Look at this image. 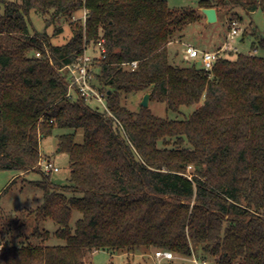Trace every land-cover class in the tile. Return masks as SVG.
<instances>
[{
	"label": "trees",
	"instance_id": "16d2710c",
	"mask_svg": "<svg viewBox=\"0 0 264 264\" xmlns=\"http://www.w3.org/2000/svg\"><path fill=\"white\" fill-rule=\"evenodd\" d=\"M0 5V171L38 170L40 138L58 129L68 131L57 138L70 168L67 185L43 172L33 183L43 201L25 239L41 241L4 240L0 264H86L88 252L150 248L180 256L198 248L201 261L214 264H264V56L218 54L211 70L195 61L173 64L168 44L198 14L166 0ZM198 6L253 12L264 9V0ZM31 11L49 15L46 26L77 11L84 19L73 23L68 41L54 45L46 32L29 31ZM92 42L101 53L93 85L106 94L108 112L77 92L67 97L69 81L60 71ZM257 48L264 50V37ZM148 91L151 102L172 112L201 104L187 117L168 119L122 102L123 95ZM73 210L81 217L71 231ZM46 219L60 226L55 235L63 245L44 244L49 233L39 223Z\"/></svg>",
	"mask_w": 264,
	"mask_h": 264
},
{
	"label": "rangeland",
	"instance_id": "374dc122",
	"mask_svg": "<svg viewBox=\"0 0 264 264\" xmlns=\"http://www.w3.org/2000/svg\"><path fill=\"white\" fill-rule=\"evenodd\" d=\"M170 8L174 9H194L198 17L183 29L181 37L173 38L169 44V59L173 64L187 65L195 61L197 65H202L201 57L187 61L183 59L185 44L197 47L200 51H216L224 57L235 58L237 53L253 54L264 56V50L254 46L261 37H264V9L258 8L253 12H248L241 6L228 7L217 11V20L212 23L206 21L203 13H200L199 0H166ZM3 8L0 5V14ZM49 15L42 17L31 11L28 16L29 31L31 33L46 32L50 36V41L54 45L64 44L71 37V27L78 19H84V12L77 11L72 18L66 16L56 17L52 24L46 26V19ZM236 22L240 31L230 41L227 36L229 24ZM85 51L93 59L94 71H98L100 48L93 42L86 45ZM149 92V91H148ZM147 93V92H146ZM145 93L123 95L122 102L130 110L139 108L141 99ZM201 104V103H200ZM184 106L179 112L168 110L164 103L150 101L148 107L156 116L168 119H182L187 117L193 110L200 106ZM91 106H97L93 101ZM68 132L67 130H54L52 134L43 136L39 141L40 157L35 167L38 170L29 172H18L15 170L0 171V246L7 242L23 241L25 244H37L41 239H25L36 226L35 214L33 210L40 206L43 201L42 189L33 183L41 180L42 170L39 162L41 158H50L59 168L57 172L49 174L50 181L56 185L69 184L70 168L69 156L58 147L57 135ZM76 142H82L83 132L78 129L75 132ZM70 195V194H68ZM81 217V213L73 210L68 227L73 231L75 222ZM40 230H46L49 237L44 240L45 245H63L65 241L55 235L60 226L50 219L39 223ZM20 233V236L18 234ZM155 248L138 250L133 253L110 252L98 250L88 252L85 256L86 264H195L199 258L200 249H194L191 256H180L172 252L173 258L170 260H158L155 257ZM207 264H214L211 260H205Z\"/></svg>",
	"mask_w": 264,
	"mask_h": 264
},
{
	"label": "built area",
	"instance_id": "2783aa9c",
	"mask_svg": "<svg viewBox=\"0 0 264 264\" xmlns=\"http://www.w3.org/2000/svg\"><path fill=\"white\" fill-rule=\"evenodd\" d=\"M240 28L236 22L231 21L229 24V33L227 38L230 41L234 40L235 35L238 34ZM103 51V49H102ZM101 51V52H102ZM219 54L217 51H200L197 47L190 44H185L183 59L190 61L195 58L201 57L202 66L211 70L215 59ZM39 56V53H36ZM101 58V53L100 57ZM93 59L86 51L77 58V60L69 65L64 66L60 69L68 78V91L66 93L67 97L73 96L74 92H77L80 96L84 97L89 103L95 102L99 109L108 112V107L106 104V94L100 91L96 86L93 85L94 82V66ZM132 67L136 66V62L131 63ZM40 168L44 174H51L52 172H57L59 168L54 164L50 158H41L39 162ZM2 245L0 246V249ZM155 257L158 260L173 258V254L170 251L157 249L155 252ZM195 264H207L206 261L199 263L196 259L193 260Z\"/></svg>",
	"mask_w": 264,
	"mask_h": 264
},
{
	"label": "water",
	"instance_id": "95a60500",
	"mask_svg": "<svg viewBox=\"0 0 264 264\" xmlns=\"http://www.w3.org/2000/svg\"><path fill=\"white\" fill-rule=\"evenodd\" d=\"M200 11L206 17L208 23L215 22L217 20V11L215 8H200ZM109 93V92H108ZM150 94L149 92L145 93L141 99L140 105L143 107H148Z\"/></svg>",
	"mask_w": 264,
	"mask_h": 264
},
{
	"label": "crops",
	"instance_id": "0c3cea01",
	"mask_svg": "<svg viewBox=\"0 0 264 264\" xmlns=\"http://www.w3.org/2000/svg\"><path fill=\"white\" fill-rule=\"evenodd\" d=\"M217 51V50H216Z\"/></svg>",
	"mask_w": 264,
	"mask_h": 264
}]
</instances>
